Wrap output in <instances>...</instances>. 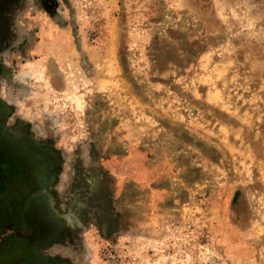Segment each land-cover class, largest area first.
I'll list each match as a JSON object with an SVG mask.
<instances>
[{
    "label": "rangeland",
    "instance_id": "1",
    "mask_svg": "<svg viewBox=\"0 0 264 264\" xmlns=\"http://www.w3.org/2000/svg\"><path fill=\"white\" fill-rule=\"evenodd\" d=\"M0 264H264V0H0Z\"/></svg>",
    "mask_w": 264,
    "mask_h": 264
}]
</instances>
